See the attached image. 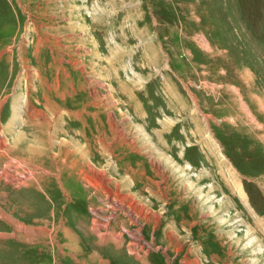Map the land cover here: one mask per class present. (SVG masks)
Returning <instances> with one entry per match:
<instances>
[{"label":"rangeland","instance_id":"obj_1","mask_svg":"<svg viewBox=\"0 0 264 264\" xmlns=\"http://www.w3.org/2000/svg\"><path fill=\"white\" fill-rule=\"evenodd\" d=\"M1 51L8 54L0 58V156L7 161L0 171V264H72L62 255L63 233L82 237L78 257L87 252L92 264H112L89 250L97 241L87 231L92 217L91 231L107 236L104 243L116 245L124 235L122 248L98 249L114 264H137L131 254L150 264H264V0H0ZM158 51L162 63L154 67ZM53 56L92 70L96 89L73 104L52 103L91 111L85 104L99 92L94 102L107 108L103 124L97 120L103 158L88 136L84 143L78 122L64 113L62 125L59 113L35 108L28 96L36 78L47 80ZM136 75L145 130L114 82ZM11 119L44 122V130L15 131L12 121L13 133L3 131ZM201 127L216 142L205 150L196 143ZM29 146L39 155L30 156ZM176 150L194 169L177 162ZM133 152L142 161L119 174L117 159ZM134 175L151 194L132 187ZM12 197L33 207L1 211ZM93 203L109 208V222H127L124 231L111 232L91 214Z\"/></svg>","mask_w":264,"mask_h":264},{"label":"crops","instance_id":"obj_2","mask_svg":"<svg viewBox=\"0 0 264 264\" xmlns=\"http://www.w3.org/2000/svg\"><path fill=\"white\" fill-rule=\"evenodd\" d=\"M22 46H23V41L17 45L16 49L18 51H21ZM7 54H8L7 51H1L0 52V58H2V59L6 58ZM158 56H159V58L158 59L155 58L154 63H152V65L154 67H160L161 66L162 61H161V52L160 51H158ZM44 60H46V59H44V57H42V61H44ZM74 61L71 62L70 60H68V61L65 60L64 61L65 63H64L63 61H61L59 59L57 62H55V59L53 56V62H55V65L52 67V69H50L51 71H48V70L46 71V73L48 72L46 75L47 80L42 82L41 77L36 78L37 82L39 81V83L36 85V88H34V90L31 94L29 92L28 96L30 97V99H33L32 103H33V106L35 108H38V109L47 108L49 110V112H51V113H54V112L59 113L60 114L59 119H60V121H61L60 123L62 125H63L62 115L64 113L66 115L70 116L73 121L78 122V124H79L78 125L79 133L78 134H80L82 136V138L84 139V143H86L88 141V139H87V136H88L89 144L92 146V150L94 149L93 153L96 154L98 159H100V158H103V154H102L103 152L102 151H104L105 149L102 150V147H100V145H99L100 138L98 137L99 135H97L99 133V131H98L99 126L97 124V120L101 121L103 124V120L101 118V115L105 114V112L107 111V108H105L104 106L99 105L98 103L94 102V99L97 96V94H99V92L95 91L94 96L91 94L93 96V100L89 104H85V106H88L91 109V111H87V109H83L81 111H78V112L75 111L74 112V110L67 109V108L57 109V106L62 105L64 103H69V104L76 103L78 100L77 99L78 94L87 95V89H90L91 91L96 89V88L92 89V87H91V83H93V81L95 80V79H93V76H91V74H93L92 70H90V71L87 69L82 70L81 69L82 67L79 66V64H77L78 60H76V62H74ZM62 62L65 65H69V66H71V68H73L74 79L71 78L72 76L70 74L66 73L65 68H62L63 66L61 67V65L63 64ZM47 64L49 66L50 63H47ZM79 67H81V68H79ZM62 71L64 72V74L62 73ZM21 73H23V71ZM51 73L54 76L51 75ZM61 76H64V79H61L62 78ZM132 77H129V78L118 77V79H120L121 81L119 82V80L118 81L114 80V82L119 83V85L121 84L120 89L122 91V96L124 99L123 103L128 105L129 111L131 112V113H129V115H131L130 116L131 119L133 121H135L137 124H139V126L145 130L146 124H144L143 117L140 115L142 113V108H143L142 104L140 102V93H138V91L136 92L134 89H132L133 86L138 85L137 80H136L138 76L136 75V77H133V78ZM129 83H133V84L129 85ZM65 84H66V86H65ZM143 87H145V86H143ZM34 91H35V94H34ZM90 92H88V94ZM80 100H81V102H83V101L85 102L86 99H83V100L80 99ZM5 101H8V100L6 99ZM53 101H54V103H56L58 105L57 106L54 105L52 103ZM2 105L4 106V103ZM125 111L127 112V110H125ZM84 114L87 116L84 117L83 116ZM137 115L141 117L142 121H138L137 118H135V116H137ZM98 116H100L101 120L98 119ZM30 120L31 119L28 120L29 121L28 125L27 124L20 125L19 122H17V121L14 122V120L11 119L7 125L3 126V131L6 132V129L7 130L9 129L10 132L13 133L12 121H13L14 125L16 126V127H14L15 131L17 130V128H18V131L19 130L25 131V129L29 128V127H31L32 129L34 128L33 130L35 132H37V131L39 132V131L44 130V125H45L44 122H43V125H41V124L40 125H34L33 122ZM83 120L88 121V123L91 124L92 128H86L87 125L83 124L84 123ZM37 121L40 122V120H37ZM106 121H107V118H106ZM153 129H154V127H153ZM65 133H66V131H65ZM209 134H210V130L206 131L203 127H201V131H199L197 134L201 138V140H199V141L196 140V143L201 144V146L203 147L204 150H205V147L209 148L211 146V141L215 142V140L212 137H210ZM95 138H98V140ZM186 140H190V139L186 138ZM152 142L154 143V141H152ZM175 142H177V144H178V142L183 144V142L181 140H176ZM158 143L159 144L157 146H159L162 150V146H160L161 142L158 141ZM193 145H194V143L190 146H193ZM183 146L186 147L187 144H183ZM154 147H156V146H154ZM98 150H100L101 155H99ZM184 151H185V149H184ZM184 151L182 152L183 157H184ZM153 154L154 155H157V154L161 155V152H160V150H157L155 148V150H153ZM176 154L178 155V157L176 156L177 162L180 163L181 165H183L184 163L182 162V159L180 158L181 157L180 150L179 151L176 150ZM185 158H186V156H185ZM3 159H5V158L0 156V171L2 170V168H4L3 166L7 165L6 160L4 161V163L2 165ZM117 160H118V163L115 165L116 170H118L119 174L127 175L128 171H129V163H131V164L133 163L134 165L138 162L140 163L142 161V154H140L139 152H133L130 156L129 155L122 156V157L118 158ZM146 161H147V159H146ZM185 162H187V161H185ZM184 167L188 168L187 166H184ZM48 169H50V167L48 168V167L42 165L40 170L46 171ZM60 174L62 176L61 172H60ZM83 176H84V174L82 175V173H81V175L79 177L80 181L81 180L83 181V179H84ZM130 181H131L130 184H132V187L133 186L140 187V189H142L143 191L149 192V194L152 193V190L145 187V184L143 183V181L141 180V177H139V175L131 176ZM24 186L29 187V184L24 185ZM27 190H29V188H27ZM93 191H94V193H97L95 190H93ZM11 201H13V203H10ZM95 204L96 203H93L90 205L91 208L89 210H90L91 214H94L95 217H97L101 221L109 222L110 217L113 216V214H111L112 212L110 210H108L109 208L107 206H106V208L105 207H99L97 204H96L97 206H95ZM9 206H14L17 212H19V210H24L25 208H28V207H33V205L31 204L30 201H27L26 203L16 204V203H14V198L12 197V200L11 199L6 200V202L1 207V211L6 212V210L9 209ZM20 216H22V214L17 213V215L15 216L16 220L20 219ZM117 216L121 217L118 214H117ZM94 221H95V218L92 217V219L90 220V223L87 226V231L89 232V234L91 236H95L97 241L95 240L94 247L92 249L89 248V250L93 253L98 254L102 258L106 259L109 263L114 264V262L107 255V253H103V252L99 251L98 249L101 247L107 248V249H120V248H122L123 246H125V241L123 239L124 235L121 236L120 238L115 237L116 239H119L118 242L116 243V245H114L112 243L106 244V243H104V241L106 240L107 236H103V239H102V235L91 231L93 225H95V222H96V221L95 222ZM113 221H115V222H113ZM113 221L109 222V227H108L111 232H112V230L114 232H117V231L119 232V230L124 231L127 222L118 221L117 219H114ZM97 235L99 236V238L101 240L98 239ZM63 239H67V241H68V242H66L65 249L62 251V255L64 258H71L73 260L72 264H92L91 263L92 259H90V260L87 259L88 258L87 252H86L85 258L80 257L81 254H80V250L78 248L80 245L79 243L82 242L83 240L79 234H78V240L79 241L78 240H76V241L72 240V239H70V237H65L64 233H63ZM14 240H16L19 243H23L22 240H20V239H14ZM132 242H134V240H132ZM139 242H140V238H139ZM24 244L26 245L27 243H24ZM3 247H5V245H3ZM72 247H75L74 250L71 249ZM84 247H85V244H84ZM126 247H128V246L126 245ZM84 249L86 251V248H84ZM19 254H21V253H19ZM77 254L80 256L78 257ZM131 256H133L135 258L137 264H150L148 257H147V259L141 260L139 258V256L137 257V255H135V254H131Z\"/></svg>","mask_w":264,"mask_h":264},{"label":"bare ground","instance_id":"obj_3","mask_svg":"<svg viewBox=\"0 0 264 264\" xmlns=\"http://www.w3.org/2000/svg\"><path fill=\"white\" fill-rule=\"evenodd\" d=\"M30 147V146H29ZM26 149V148H25ZM28 152H29V155L32 153V154H37V153H39V152H37L36 151V148H33V147H30L29 149H28ZM37 155H39V154H37ZM30 156H32V155H30ZM158 169H159V167H157ZM96 176H98L97 178L99 179V180H101L102 182H103V179L101 178V174L99 175V173H97L96 171H94L93 172ZM32 174V173H31ZM101 182V183H102ZM104 183V182H103ZM106 183H108V181L106 182ZM24 184V183H23ZM103 187V186H102ZM26 229V228H25Z\"/></svg>","mask_w":264,"mask_h":264}]
</instances>
